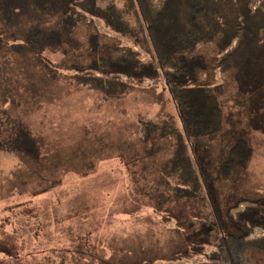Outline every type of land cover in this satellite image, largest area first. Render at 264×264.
<instances>
[{"label":"rangeland","instance_id":"rangeland-1","mask_svg":"<svg viewBox=\"0 0 264 264\" xmlns=\"http://www.w3.org/2000/svg\"><path fill=\"white\" fill-rule=\"evenodd\" d=\"M161 1L149 0L153 11ZM97 24L110 45L116 34ZM78 34L82 43L68 57L47 54L55 62L91 60L85 30ZM202 48L209 70L197 84L221 82L226 90L222 130L190 141L193 157L210 173L211 196L204 187L200 197L170 204L157 203L149 187L153 171L162 170L173 152L174 136L154 154L138 138L139 116L173 115L181 127L182 108L166 86L136 88L106 101L97 89L53 80L32 53L0 55V107L29 124L43 153L37 163L0 151V264H195L203 257L188 255L199 233L180 225L211 220L210 198L229 220L228 208L237 200L264 197L263 132L247 133L253 147L247 168L221 173L239 129L248 126L247 111L237 103L235 82L213 71L214 44ZM136 49L151 59L148 43ZM241 264H264V251L249 247Z\"/></svg>","mask_w":264,"mask_h":264},{"label":"trees","instance_id":"trees-1","mask_svg":"<svg viewBox=\"0 0 264 264\" xmlns=\"http://www.w3.org/2000/svg\"><path fill=\"white\" fill-rule=\"evenodd\" d=\"M97 20L116 34L110 45L102 41L107 34ZM82 28L94 53L91 60L55 62L47 54L60 51L68 57L82 43ZM145 43L153 51L149 60L136 49ZM210 43L216 56L213 71L235 82L237 103L248 118L221 167L228 177L234 167L247 168L253 155L248 131L264 133V0H162L156 11L149 0H0V55L32 53L53 80L97 89L106 101L136 88L166 86L182 108L181 127L173 115L139 116L138 138L149 154L161 151L169 136L175 139L162 170L153 171L157 174L149 189L157 203L198 198L204 187L211 196L210 173L190 148L194 136L219 133L225 119V85L197 84L209 70L202 47ZM0 151L22 153L37 163L43 157L29 124L3 107ZM210 202L211 220L179 226L199 233L188 255L203 257L195 264H241L249 247L264 251V197L237 200L228 208L229 220L220 205Z\"/></svg>","mask_w":264,"mask_h":264}]
</instances>
